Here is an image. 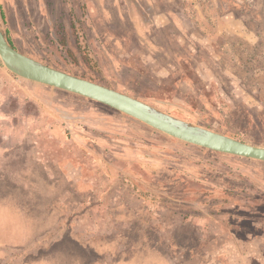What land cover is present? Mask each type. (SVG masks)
<instances>
[{"label":"rangeland","instance_id":"rangeland-1","mask_svg":"<svg viewBox=\"0 0 264 264\" xmlns=\"http://www.w3.org/2000/svg\"><path fill=\"white\" fill-rule=\"evenodd\" d=\"M0 29L51 68L264 147V0H0ZM0 149H47L51 188L39 165L0 169L31 171L41 196L71 193L72 209L64 239L55 207L39 244L30 235L0 264H264V162L182 142L1 60ZM116 199L121 213L104 215Z\"/></svg>","mask_w":264,"mask_h":264},{"label":"water","instance_id":"water-1","mask_svg":"<svg viewBox=\"0 0 264 264\" xmlns=\"http://www.w3.org/2000/svg\"><path fill=\"white\" fill-rule=\"evenodd\" d=\"M0 60L8 71L20 78L90 99L182 142L264 162V147L186 122L117 90L51 68L15 50L1 29Z\"/></svg>","mask_w":264,"mask_h":264},{"label":"crops","instance_id":"crops-1","mask_svg":"<svg viewBox=\"0 0 264 264\" xmlns=\"http://www.w3.org/2000/svg\"><path fill=\"white\" fill-rule=\"evenodd\" d=\"M49 153L50 152L47 151V149L46 150L45 149H0V167L2 166L9 167V165L12 164H17L20 167L22 165H24L25 167L26 164L39 165L43 173V178L41 179L42 184H46L49 186V188H51L56 184V182H58V180L56 181L55 178L52 177L53 176L52 170H50L49 166L47 165L50 159L45 158L43 156ZM29 175L31 176V178L26 179ZM34 178L36 177L33 175V173L25 168H21L20 173H15L14 175H12L6 169L5 170L0 169V238L3 240V241L0 240L1 253L4 252L5 254H8L12 251L17 250L16 248H18V250L24 249V247L20 245L23 243L24 239L31 240L34 235L39 233L38 219L40 218L49 219L50 217L56 216L55 207L61 210V212L59 213L60 214L59 217L61 218V221L59 225H57L58 227L57 234L60 235L58 240L64 239L65 238L64 235H66L71 231V230L68 231V229H71L72 227L65 225V220L71 218L72 215V209H69L67 205L69 204L70 201L69 195H71V193L70 194L65 193L61 196H58V198L55 199V195H53L52 189L51 190L49 189L50 191H48L46 195L41 196L37 191L35 192L34 189H32L33 186L35 187L40 185L39 179L38 178L34 179ZM71 180H72L71 178L70 180L64 178L62 182L64 185H66V184H70ZM75 182H77L75 184L80 187H81L80 182L84 183V181H81L80 179L79 180L76 179ZM29 186L30 188H28ZM81 191L82 189H78V192L81 193ZM98 201L100 203V206H102V208L104 209L105 203L103 202L104 200L102 198V195H100ZM88 202L91 201L89 200ZM112 204L114 205V210L111 211L105 210L104 215L106 213V215L108 216L112 211H114V213L112 214L115 215L121 213L120 201L116 199L113 201ZM86 205L87 202L85 199L82 198L78 199V209L76 210L78 214H76L75 217L79 218L80 215L83 214L81 212L85 209ZM124 213H129V212H124ZM26 223L28 226L24 227V224ZM31 224H35V229L29 231L28 228L30 227ZM46 226L48 228L47 230H45L46 231L45 233H47V235H49L50 231L56 229V227H52L49 229L48 224ZM74 230H77L76 227H74ZM30 235L32 236V238H30ZM33 240L35 242L34 243L35 246L39 244L38 243L39 236L36 235V237L33 238ZM15 245H17L16 248ZM1 257H3V254H0V258ZM13 259L15 260L16 257ZM93 259L94 260L92 261L95 262L94 264H97V260H99L100 262L102 261L108 262L107 258H99V259L93 258ZM16 261L19 260L16 259ZM138 261H139L138 259L133 258V259L115 261L112 264H144L141 261L140 263H138ZM89 264H93V263H89Z\"/></svg>","mask_w":264,"mask_h":264},{"label":"flooded vegetation","instance_id":"flooded-vegetation-1","mask_svg":"<svg viewBox=\"0 0 264 264\" xmlns=\"http://www.w3.org/2000/svg\"><path fill=\"white\" fill-rule=\"evenodd\" d=\"M4 35V34H3ZM8 41V40H7ZM8 43H9V41H8ZM10 44V43H9ZM11 45V44H10Z\"/></svg>","mask_w":264,"mask_h":264}]
</instances>
